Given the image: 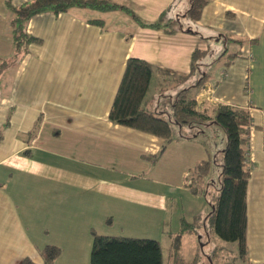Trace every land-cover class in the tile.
Masks as SVG:
<instances>
[{
	"label": "crops",
	"instance_id": "crops-1",
	"mask_svg": "<svg viewBox=\"0 0 264 264\" xmlns=\"http://www.w3.org/2000/svg\"><path fill=\"white\" fill-rule=\"evenodd\" d=\"M7 1L0 0V64L12 54ZM31 1L10 0L16 8ZM113 1L147 23L173 3ZM187 2L176 0L169 15L181 17ZM193 28L189 27L193 33L179 28L169 35L139 27L123 10L82 7L37 15L25 24L26 33L41 43L30 45L18 64L9 63L0 74V128L10 116L0 135V264H20L26 257L41 264L37 248L45 245L61 250L54 264H89L90 230L100 234L98 223L139 221L134 216L142 212L144 222L157 230L163 205L161 210L155 205L145 210L147 197L160 202L163 190L197 197L183 187L184 177L196 166V140L173 142L152 166L144 157L157 153L162 139L113 125L108 115L128 58L188 73L193 51L210 54V42L222 39L231 51L220 58L224 68L216 81L208 79L198 91L197 96L211 93L197 106L211 112L222 104L250 113L246 243L250 263H264V0H209ZM233 61L240 65L238 87L221 93L233 86V75L224 73ZM39 116L41 123L32 137ZM66 175L74 177L75 185L56 181ZM71 189L75 192L68 200L65 194ZM184 220L190 224L198 219ZM172 260L169 254L167 264Z\"/></svg>",
	"mask_w": 264,
	"mask_h": 264
},
{
	"label": "trees",
	"instance_id": "trees-1",
	"mask_svg": "<svg viewBox=\"0 0 264 264\" xmlns=\"http://www.w3.org/2000/svg\"><path fill=\"white\" fill-rule=\"evenodd\" d=\"M175 1L173 0L172 5L164 10L156 21L147 23L113 0H32L18 8L13 7L8 0L6 6L10 14L12 54L8 61L2 60L0 74L9 63L18 64L23 56L28 54L30 45L41 43L40 39L29 35L25 30V24L37 15L46 13L59 15L75 7L103 12L123 10L139 27L171 35L179 29V18L198 21L209 0H189L188 8L181 17L176 15L172 17L169 11ZM91 23L102 25L103 22L93 20ZM184 31L193 33L189 28ZM208 53L207 50H194L188 73H177L154 66L142 59L128 58L110 108L108 121L113 125L162 139L163 143L159 151L144 157L152 166L159 161L173 142L194 140L202 133V128L206 124H212L221 130L225 137V145L220 151L219 190L207 220L213 235L224 242L235 244L240 264H252L248 259L246 243L247 187L252 171L247 156L251 117L246 109L222 104L215 105L211 112L199 110L198 91L210 78L209 73L201 72L200 62ZM198 73L200 77L190 84ZM174 89H176L174 95L165 96L168 91ZM160 99H163L162 102H159ZM153 101H156L155 106H152ZM9 120L10 116L6 119V127L9 126ZM40 123L41 116L30 132L32 137L37 134ZM172 125H175L179 131L183 128L189 129V135L181 133L176 135ZM210 165V160H202L193 172H189L184 177L183 187L189 194L199 196L200 192H204L201 181L208 174ZM181 224L188 225L189 229H182L187 233H195L198 227L196 222L188 224L185 220ZM90 236L89 264H162V249L155 240L106 236L98 234L93 229L90 230ZM37 251L42 259L41 264H54L61 254L60 248L54 245H45L37 248ZM20 264L36 263L26 257Z\"/></svg>",
	"mask_w": 264,
	"mask_h": 264
},
{
	"label": "rangeland",
	"instance_id": "rangeland-1",
	"mask_svg": "<svg viewBox=\"0 0 264 264\" xmlns=\"http://www.w3.org/2000/svg\"><path fill=\"white\" fill-rule=\"evenodd\" d=\"M187 1L189 3V0H186V2ZM189 27L194 29L192 21L186 19L181 20L179 28L187 30ZM209 46L211 52L200 62V70L203 74L209 73V80L211 82H215L216 78L220 75L222 68H224V63L220 62V58L229 54L231 50H228L230 45L224 39L217 42L211 41ZM225 59H227V56ZM239 66L240 65L239 63H237V61H233V63L227 65V69L225 66L224 73L227 75V77L229 78L233 75V86L229 90L221 89V93H225L228 91L235 92L236 88L238 87V81L240 78ZM199 77L200 74L198 73L194 77V79L190 81V84L194 83L195 80ZM175 93L176 89L170 90L165 94V96H172ZM161 100L163 99H160L159 102H162ZM5 122L0 128L1 134H3L7 129V127L5 126ZM172 126L176 135L179 133H181L182 135H189V129L183 128L181 131H179L175 125ZM201 132L202 133L200 135L195 137L194 140H196V143H194L193 146L194 152L196 153L195 165H197L200 160H210L211 162L208 174L201 181V187L203 188L204 192H200L199 196L191 199L190 195V197L186 194L182 195L180 193H175L174 195L168 190H163L165 196H163V199L160 198V202L158 198L151 199L147 197L146 199L145 210L154 209L152 207L153 205L157 206V208H160L161 210V204L163 205V222L161 224V227L160 225L158 226L157 230L150 229L151 224L149 222H144V218L141 212L134 216L135 218L140 217L139 221H120L114 223L112 226L109 223H107L106 225L103 223H98L97 229L98 231H100L101 235H122L125 237L134 238H154L161 244L162 252L164 254V264L168 263L169 254H172V258L175 263L177 260H180V263H186L192 261L194 258L197 259L196 264H236L239 262V259H237V247H235V244L224 242L213 235L207 220L208 214L211 210V205L214 203L215 197L217 196L219 190V177L221 172L220 151L225 145V137L223 132L212 124H206L205 126H203ZM200 148H203L205 152H200L201 155L199 157H204V159L201 158L199 160L198 151L200 150ZM195 167L196 166H193L190 172H193V169ZM73 178L74 177L71 175H66L65 178L56 179V181H60L64 185L71 186V184H74ZM81 178H85L87 181V176L81 175ZM85 179H81L79 182L84 183ZM100 181L103 180L100 179ZM37 184L41 185L42 183L37 182ZM74 192L75 189L68 190L65 194V198H67L68 200L73 198ZM37 193L39 194V192ZM190 199L191 201H189ZM183 217L189 220V222L193 221V217H196V219H198L196 234L188 235L187 231H182V229H189L187 224H180L184 220ZM177 242L179 244V247L176 246ZM166 244L168 245L166 246ZM89 255L90 252L88 254V261ZM173 260L170 264H175ZM68 264L72 263L69 262Z\"/></svg>",
	"mask_w": 264,
	"mask_h": 264
},
{
	"label": "built area",
	"instance_id": "built-area-1",
	"mask_svg": "<svg viewBox=\"0 0 264 264\" xmlns=\"http://www.w3.org/2000/svg\"><path fill=\"white\" fill-rule=\"evenodd\" d=\"M210 93H211V91H209V90H206L204 93H201L199 96H197V101L200 100V98H203V97H205V95H208ZM246 93H248V90H246Z\"/></svg>",
	"mask_w": 264,
	"mask_h": 264
}]
</instances>
